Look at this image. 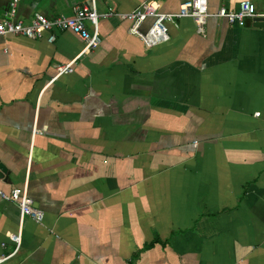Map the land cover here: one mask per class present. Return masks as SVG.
I'll return each mask as SVG.
<instances>
[{
	"label": "crops",
	"instance_id": "crops-1",
	"mask_svg": "<svg viewBox=\"0 0 264 264\" xmlns=\"http://www.w3.org/2000/svg\"><path fill=\"white\" fill-rule=\"evenodd\" d=\"M142 1L94 0L98 13ZM155 1L173 13L183 0ZM86 2L17 0L16 17ZM165 24L167 41L145 47L128 20L99 17V44L57 76L76 35L0 36V189L26 179L43 214L22 219L14 251L18 210L0 197V254L14 251L0 264H264V28Z\"/></svg>",
	"mask_w": 264,
	"mask_h": 264
},
{
	"label": "built area",
	"instance_id": "built-area-1",
	"mask_svg": "<svg viewBox=\"0 0 264 264\" xmlns=\"http://www.w3.org/2000/svg\"><path fill=\"white\" fill-rule=\"evenodd\" d=\"M17 0H10L6 9L0 16V36L4 35H20L30 39H39L45 37L47 42L54 40V32L68 30L76 35L82 45L77 54L67 63L56 67L55 75L69 73L71 65L81 54L95 48L100 42L98 31V18L111 14L119 16L121 19L128 20L131 25L128 31L136 35L145 47L167 41L166 22L175 26V20L180 17H188L195 26V31L202 32V25L205 19L212 15L222 17L228 23L240 24L243 19H251L257 14L254 5L249 0L238 1L236 9H219L211 14L206 8V0H183L176 12L163 13L158 10V4L155 0H144L135 8L128 12L117 13L111 9L106 12L98 13L94 0H88L72 7L70 14H58L46 17L39 12H33L26 22L16 17ZM146 18H150V24L144 32L138 30V26ZM0 197L4 200L13 202L18 210L19 227L16 233L8 235V238L14 243V251L20 243V227L22 219L27 216L35 222H40L43 214L42 211L32 206L27 196L26 179L23 184L13 187L7 192L0 189ZM14 251L12 253H14ZM12 253L0 254V262L8 258Z\"/></svg>",
	"mask_w": 264,
	"mask_h": 264
},
{
	"label": "water",
	"instance_id": "water-1",
	"mask_svg": "<svg viewBox=\"0 0 264 264\" xmlns=\"http://www.w3.org/2000/svg\"><path fill=\"white\" fill-rule=\"evenodd\" d=\"M254 27L264 28V15H256L251 18Z\"/></svg>",
	"mask_w": 264,
	"mask_h": 264
}]
</instances>
